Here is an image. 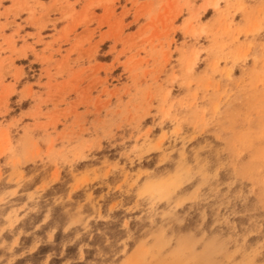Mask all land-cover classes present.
I'll return each instance as SVG.
<instances>
[{
    "label": "rangeland",
    "instance_id": "374dc122",
    "mask_svg": "<svg viewBox=\"0 0 264 264\" xmlns=\"http://www.w3.org/2000/svg\"><path fill=\"white\" fill-rule=\"evenodd\" d=\"M3 2L0 264H264V0Z\"/></svg>",
    "mask_w": 264,
    "mask_h": 264
},
{
    "label": "crops",
    "instance_id": "0c3cea01",
    "mask_svg": "<svg viewBox=\"0 0 264 264\" xmlns=\"http://www.w3.org/2000/svg\"><path fill=\"white\" fill-rule=\"evenodd\" d=\"M76 1L78 0H71V2L74 4V7L76 8ZM0 22H4V24H8V21L12 17V32L16 29L19 30L20 36L17 38L16 41V48L20 50H26V53H32L33 49L39 50L41 49L40 45H42L45 42L44 36L45 34H52L53 30L48 31V26H44L41 19H37V15L30 17V14L27 11H24L20 13L18 16H11L8 18L9 20L6 22V17L4 12L5 6L12 5V2L8 5L6 3L2 2L0 3ZM80 8H77V10H80ZM15 23L19 24V27L16 26ZM71 24V22H69ZM59 25V24H58ZM58 25L56 28H58ZM7 28V27H6ZM14 29V30H13ZM74 30V29H71ZM24 38V40H23ZM40 52V51H39ZM25 58V57H22ZM27 58V57H26Z\"/></svg>",
    "mask_w": 264,
    "mask_h": 264
}]
</instances>
